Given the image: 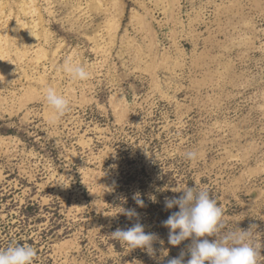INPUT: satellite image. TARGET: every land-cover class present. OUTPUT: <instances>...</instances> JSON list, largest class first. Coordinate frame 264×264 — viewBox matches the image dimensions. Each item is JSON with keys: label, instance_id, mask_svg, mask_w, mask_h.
<instances>
[{"label": "rangeland", "instance_id": "obj_1", "mask_svg": "<svg viewBox=\"0 0 264 264\" xmlns=\"http://www.w3.org/2000/svg\"><path fill=\"white\" fill-rule=\"evenodd\" d=\"M47 87L70 101L55 123ZM194 184L223 209L221 234L264 244V0H0V250L187 260L191 238L169 244L161 222L171 189ZM136 222L155 257L112 237Z\"/></svg>", "mask_w": 264, "mask_h": 264}, {"label": "clouds", "instance_id": "obj_2", "mask_svg": "<svg viewBox=\"0 0 264 264\" xmlns=\"http://www.w3.org/2000/svg\"><path fill=\"white\" fill-rule=\"evenodd\" d=\"M63 71L68 73L73 80L85 81L89 78V72L82 64L73 63L69 58ZM47 104L53 109L52 123L62 117L70 108V101L62 94H58L53 87L45 89ZM190 161L198 158V153L189 151L185 154ZM181 193L178 197L165 199V209L178 206L168 218L162 221V225L169 229L168 242L176 246L191 238L187 246L189 258L185 260L186 253L182 250L178 257L168 259L166 264H260L261 249L264 244L256 243L250 229L228 231L221 234L225 225L223 222V209L212 198L206 189H200L197 184L185 185L171 189ZM136 203L143 207V201L134 197ZM129 219L138 217L135 209L122 210ZM112 237L126 244L129 249L140 248L150 256L155 257L154 241L158 240L156 233L144 230V226L136 222L132 227L117 228L111 233ZM209 237L214 239L209 240ZM37 250L28 245L16 244L0 250V264H34ZM167 252L161 253L158 264H164L162 258Z\"/></svg>", "mask_w": 264, "mask_h": 264}]
</instances>
